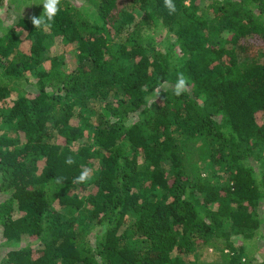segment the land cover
<instances>
[{
    "label": "trees",
    "instance_id": "16d2710c",
    "mask_svg": "<svg viewBox=\"0 0 264 264\" xmlns=\"http://www.w3.org/2000/svg\"><path fill=\"white\" fill-rule=\"evenodd\" d=\"M33 1L0 25V264H264V0Z\"/></svg>",
    "mask_w": 264,
    "mask_h": 264
},
{
    "label": "clouds",
    "instance_id": "9594fccd",
    "mask_svg": "<svg viewBox=\"0 0 264 264\" xmlns=\"http://www.w3.org/2000/svg\"><path fill=\"white\" fill-rule=\"evenodd\" d=\"M59 4V0H43V15L47 17V21H52L53 17L56 15ZM164 5L168 9L169 13L176 11V6L173 3V0H164ZM32 24L35 27H39L44 23L43 17H30ZM186 77L180 73L178 74L177 81L174 86V94L179 96L182 92L186 90ZM66 163L72 164L74 160L71 157L66 158ZM90 172L87 168L83 169L79 176L74 179L75 183L83 184L90 179Z\"/></svg>",
    "mask_w": 264,
    "mask_h": 264
},
{
    "label": "rangeland",
    "instance_id": "374dc122",
    "mask_svg": "<svg viewBox=\"0 0 264 264\" xmlns=\"http://www.w3.org/2000/svg\"><path fill=\"white\" fill-rule=\"evenodd\" d=\"M80 1H78V2H80ZM12 2L16 3V1H12ZM14 3H13V5H11L10 0H5L4 5L2 6V9L0 10V18L2 17V20H3V22H1L0 25L8 23L9 21H11V19L17 14V12H16L17 10H20L23 13L32 14V13L37 12L38 6H39L38 4H35L33 0H30L29 3H18L17 5L16 4L14 5ZM8 5L11 7H7ZM52 46H53V48L56 49L59 45L57 46L55 43ZM60 48H61V46L59 47V49ZM257 243H258V241H254V246L261 248L259 243L258 244ZM1 252L2 251L0 250V253Z\"/></svg>",
    "mask_w": 264,
    "mask_h": 264
}]
</instances>
